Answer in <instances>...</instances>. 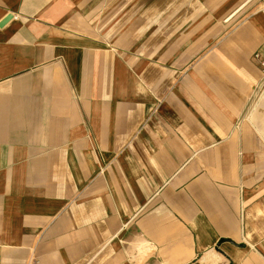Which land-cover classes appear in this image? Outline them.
<instances>
[{"label": "crops", "instance_id": "crops-1", "mask_svg": "<svg viewBox=\"0 0 264 264\" xmlns=\"http://www.w3.org/2000/svg\"><path fill=\"white\" fill-rule=\"evenodd\" d=\"M264 264V0H0V264Z\"/></svg>", "mask_w": 264, "mask_h": 264}, {"label": "built area", "instance_id": "built-area-1", "mask_svg": "<svg viewBox=\"0 0 264 264\" xmlns=\"http://www.w3.org/2000/svg\"><path fill=\"white\" fill-rule=\"evenodd\" d=\"M31 264H40V263H37V262H33V263H31Z\"/></svg>", "mask_w": 264, "mask_h": 264}]
</instances>
